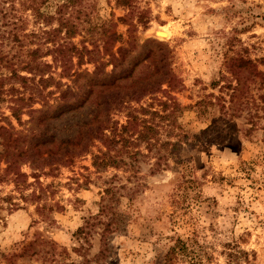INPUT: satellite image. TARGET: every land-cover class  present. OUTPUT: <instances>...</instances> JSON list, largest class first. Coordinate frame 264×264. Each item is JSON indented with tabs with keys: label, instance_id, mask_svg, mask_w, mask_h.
<instances>
[{
	"label": "rangeland",
	"instance_id": "rangeland-1",
	"mask_svg": "<svg viewBox=\"0 0 264 264\" xmlns=\"http://www.w3.org/2000/svg\"><path fill=\"white\" fill-rule=\"evenodd\" d=\"M74 1L56 41L78 51L40 72L23 68L44 25L5 6L0 264H163L177 238L173 264H264V0ZM156 64L171 81L137 93Z\"/></svg>",
	"mask_w": 264,
	"mask_h": 264
},
{
	"label": "trees",
	"instance_id": "trees-1",
	"mask_svg": "<svg viewBox=\"0 0 264 264\" xmlns=\"http://www.w3.org/2000/svg\"><path fill=\"white\" fill-rule=\"evenodd\" d=\"M8 1L9 0H0V38L4 37V35L6 34L7 38H11V40H14V42L20 43L19 37L17 36V32L15 31L17 28V23L20 21V18L18 17L15 19L14 15L10 17L11 15L6 12L7 10L5 9V6ZM20 5L24 11L30 12V15L32 16L34 20V24L44 25L43 28H40V27L38 28V32H40L41 36H43V38L45 39V42H43V45H45L46 43L51 44L50 47L45 46L46 50L43 53L41 52V48L39 46L31 50L29 52L30 62L23 69L28 70L30 72L31 71L40 72L41 71L40 69L42 67L49 68V65L46 62L45 63L41 62V63L36 64V60L44 56L50 55V56H53L54 61L58 60L61 63H63L64 61L63 54L65 50L71 51L72 54L77 53L78 50L74 45L71 44V46H68L65 40L61 43L56 41V38L58 37L59 34L63 32V29H65L63 38H68L72 36L73 34L72 30H70L68 27L71 21V17H73L72 14H73L74 8L76 7L74 0H68L67 2L57 4L54 6L49 5V0H20ZM53 7L54 9L50 10ZM53 21H56L57 26L50 28V30H47L45 27H51ZM9 26H13L10 31L1 30L2 28H7ZM37 34H38L37 32L35 33L32 32L29 35L31 37H36L38 36ZM117 52L120 56L118 57V59L123 58L122 61H124L125 60L124 57L127 51L126 50L123 51L121 48H119ZM110 55L111 57H114L112 56V54ZM115 60L117 62V58ZM159 62L162 63V60H160ZM112 64H115V63L112 62ZM162 68H164V65L161 66V65L156 64V71H155L156 73L148 75L146 80L145 78H143L142 82L140 80V83L137 85V89H136L137 93H144L149 90L159 88L162 86V84H169V82L171 81V78H169L167 73H164L161 71ZM131 73L132 71L129 72L127 76L125 77L130 76ZM14 75H16L15 72H14ZM18 77L23 82V85H25L26 78L22 76H18ZM42 82H47V80L45 81L42 80ZM18 100L24 102V98H19ZM14 115L16 114L14 113ZM96 119H97V116L93 118L94 121ZM98 128L99 126L96 127V129ZM86 134L87 132L85 131L81 134L80 141L82 137L85 136ZM141 135H143V132H140V135H138V138L145 139V136L143 135L142 137H140ZM101 143L106 148V150L102 152V155L104 156V158L107 159L105 160L104 164L109 163L110 165L117 167V165L120 164L121 162L120 160L118 161L116 160V157L114 155L115 153L111 154V150L115 147V146L111 147V145L112 144L116 145L117 140H115L114 137L110 139H107L105 137V139H102ZM19 176H21V174ZM19 176L16 175V179ZM86 227L87 226L80 228L77 231V233H84ZM42 243L45 244V246H47V252L50 251L49 253L51 256H54L56 254L55 252H56V248L58 247V245L53 240L42 241ZM61 252L66 253V249L60 248V253ZM189 253L190 252L188 250V244L185 243V241L177 238L174 244L168 249L167 253L165 254L164 259H163V264H173L174 260L178 259L179 256L189 255ZM241 255H246V252H243L242 250L229 251L227 253L228 264H240ZM85 261L87 262V260ZM70 264H73V263H70Z\"/></svg>",
	"mask_w": 264,
	"mask_h": 264
}]
</instances>
